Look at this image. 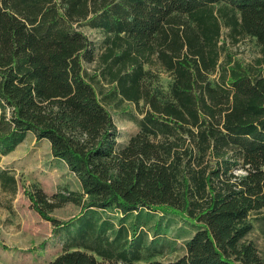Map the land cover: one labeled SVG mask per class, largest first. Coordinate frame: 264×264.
Masks as SVG:
<instances>
[{"label":"trees","instance_id":"obj_1","mask_svg":"<svg viewBox=\"0 0 264 264\" xmlns=\"http://www.w3.org/2000/svg\"><path fill=\"white\" fill-rule=\"evenodd\" d=\"M83 26L103 34L100 56ZM224 27L260 56L238 59ZM125 102L138 131L119 146ZM30 133L81 183L25 192L68 234L48 264H264L249 239L264 209V0H0V162ZM0 188L17 193L13 170ZM68 203L77 216L50 215ZM155 212L196 229L173 261L144 262L167 246L141 229Z\"/></svg>","mask_w":264,"mask_h":264},{"label":"rangeland","instance_id":"obj_2","mask_svg":"<svg viewBox=\"0 0 264 264\" xmlns=\"http://www.w3.org/2000/svg\"><path fill=\"white\" fill-rule=\"evenodd\" d=\"M82 30L94 40L97 57L100 56L104 49L103 34L86 26H83ZM222 40L226 41L230 51L236 53V57L244 62L251 63L260 56L253 38L247 37L233 43L228 29L224 27ZM100 66V62L97 61L86 65V68L91 72H97ZM151 74L153 81L149 84L153 88L167 92L171 82L170 76L157 69H153ZM122 108L129 112L124 113V110L111 108L119 131V146L126 144L129 137L138 131L130 115L131 112L138 111L128 102L123 103ZM0 166L14 171L18 185L15 195L0 190V264H48L63 252L68 234L61 229L53 232V225L41 218L32 208L25 192L34 190L35 187L42 188L49 195L55 192L81 191V183L64 162L52 156L49 142L37 141L32 133L28 134L25 141L12 153L2 157ZM80 211L79 206L68 203L50 215L66 222L77 216ZM251 222L254 228L249 239L254 242L260 256L264 258V209L252 214ZM141 229L145 231L149 244L155 235L167 242L162 254L147 259L145 263L155 260L168 262L182 256L185 253L186 241L196 230L180 217L161 212L147 216V224Z\"/></svg>","mask_w":264,"mask_h":264},{"label":"crops","instance_id":"obj_3","mask_svg":"<svg viewBox=\"0 0 264 264\" xmlns=\"http://www.w3.org/2000/svg\"><path fill=\"white\" fill-rule=\"evenodd\" d=\"M0 190H1V188H0ZM2 191V190H1ZM5 193V192H4Z\"/></svg>","mask_w":264,"mask_h":264}]
</instances>
